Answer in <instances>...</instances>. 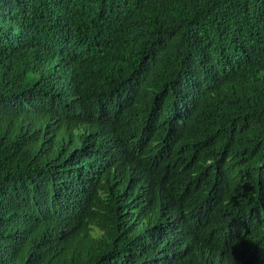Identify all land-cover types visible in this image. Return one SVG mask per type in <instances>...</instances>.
Segmentation results:
<instances>
[{
    "label": "trees",
    "instance_id": "16d2710c",
    "mask_svg": "<svg viewBox=\"0 0 264 264\" xmlns=\"http://www.w3.org/2000/svg\"><path fill=\"white\" fill-rule=\"evenodd\" d=\"M0 264H264V0H0Z\"/></svg>",
    "mask_w": 264,
    "mask_h": 264
}]
</instances>
